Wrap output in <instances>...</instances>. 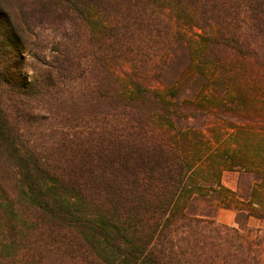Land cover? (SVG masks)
<instances>
[{
  "label": "trees",
  "instance_id": "trees-1",
  "mask_svg": "<svg viewBox=\"0 0 264 264\" xmlns=\"http://www.w3.org/2000/svg\"><path fill=\"white\" fill-rule=\"evenodd\" d=\"M0 264H264V0H0Z\"/></svg>",
  "mask_w": 264,
  "mask_h": 264
},
{
  "label": "rangeland",
  "instance_id": "rangeland-1",
  "mask_svg": "<svg viewBox=\"0 0 264 264\" xmlns=\"http://www.w3.org/2000/svg\"><path fill=\"white\" fill-rule=\"evenodd\" d=\"M231 178H232L231 175L227 176L225 178L227 184H232ZM236 215H237L236 210H234L232 208L223 207V208H220L218 210L217 215H216V219L219 223H222V224L235 225L236 224ZM250 224L254 225V226H260L263 224V222L252 218L250 220Z\"/></svg>",
  "mask_w": 264,
  "mask_h": 264
}]
</instances>
